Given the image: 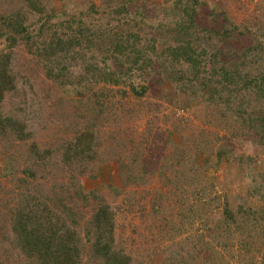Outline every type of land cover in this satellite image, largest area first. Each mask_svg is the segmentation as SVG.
Segmentation results:
<instances>
[{
  "label": "rangeland",
  "instance_id": "obj_1",
  "mask_svg": "<svg viewBox=\"0 0 264 264\" xmlns=\"http://www.w3.org/2000/svg\"><path fill=\"white\" fill-rule=\"evenodd\" d=\"M79 1L84 0H73ZM91 1L99 5V0ZM176 1L134 0L124 15L111 18L104 9L103 20L89 14L91 24L74 25L70 31L64 23L85 6L68 4L63 16L48 23L54 41L46 36L33 42L34 55L20 44L12 48L14 73L24 78H17L24 93L19 90L13 105L19 102L24 108L32 139L55 148L69 133L59 131L64 129L61 116L49 98L58 89L54 80L61 69L78 88L77 83L84 82L85 67L76 53L85 39L92 37L95 51L126 37L127 31L144 39L163 38L156 42V53L162 54H151L154 66L143 75L119 73L117 84L99 83L93 90L101 92L95 95L92 90L82 99L72 94L113 115L101 122L95 119L87 129L81 125L97 137V167L83 177L59 170L54 176L58 191L68 192L60 197L64 202L45 196L76 212L74 218L66 211L60 217L77 230L84 245L81 264L88 258L84 224L96 202L111 207L115 246L131 256L132 264H264V0H199L194 6L198 22L186 32L175 23L180 3L190 5L193 0ZM0 7V13L11 9L7 0H0ZM141 17L150 27L133 25ZM4 28L0 18V31ZM54 29L57 34L52 35ZM79 39V45L69 46L68 41ZM170 42H188L197 55L196 67L171 61L164 51ZM131 84L145 86L146 93L135 94ZM2 160L0 156V165ZM40 176L46 179L39 177L36 184L56 187L48 174ZM1 185L14 191L0 193V262L26 264L8 243L10 228L4 221L15 193L23 190L10 177L0 176Z\"/></svg>",
  "mask_w": 264,
  "mask_h": 264
},
{
  "label": "trees",
  "instance_id": "obj_2",
  "mask_svg": "<svg viewBox=\"0 0 264 264\" xmlns=\"http://www.w3.org/2000/svg\"><path fill=\"white\" fill-rule=\"evenodd\" d=\"M7 1L11 9L4 8L0 13V18L5 26L0 31V41L4 39V46L0 49V156H3L0 176L10 177L12 184L17 189L20 187L23 190H18L15 193L13 204L5 214L4 221L10 228L6 232L7 240L8 243L13 244L12 250L19 252L20 258L22 257L27 262L26 264H81L84 245L80 243L77 230L66 225L67 221L60 217L61 212L66 211L70 212V216L74 218L76 212L72 208L58 205L56 201L45 196H54L57 202H64L60 197L62 194L67 195L68 192L61 189L60 192L58 191L54 175L60 170L71 173L70 177L89 176L90 172L101 162V157L97 156V137L91 131L85 130L88 126L95 125V119H99L98 122H101L113 119V115L97 104L91 108L88 105V100L81 101L85 91L91 92L92 90L95 95L96 92H101L98 88L93 90L99 83H103L104 86L117 84L119 73L136 72V74L143 75L146 69L154 66L151 54L157 57L162 54L157 55L156 42L158 41L159 44L163 38L158 39L154 36L144 39L133 36L127 31L126 37L120 36L119 39L110 42L109 47L106 46L104 49L95 51L93 49L98 46H93L90 42L92 37L89 40L85 39L80 50L76 53L77 59H80L79 62L83 63L85 67L84 75H81L84 82H78V88L73 81L69 80L67 74L62 72L64 69H61L60 77L58 76L54 80L58 89L49 98V101L52 103L51 105L55 106V114L61 116L59 121L62 122L64 129L59 131L63 134L69 133V135H64V138L60 139L54 148L47 143L38 144L32 139L34 130L22 117L24 108L20 106L19 102L15 106L13 105L12 98L17 96L19 90L24 93L22 88H18V80L24 78L22 74L15 75L14 73L12 62L16 53L12 48L20 44L21 49L34 55L33 42L36 43L37 40H42L46 36L49 37L48 42L54 41V37L47 33L48 30H51L48 23L63 16L64 9L68 10L72 6H85L83 13L71 14L70 19L64 23V29L70 31L74 25L91 24V18H88L89 14H98V19L103 20L104 16L101 14L104 9H108L111 16L113 15L111 18L124 15L128 11V4L133 3L134 0H99V5L91 0L79 2L56 0V4L53 2L54 0ZM198 1L193 0L190 5L188 3L184 5L181 0L176 1L177 3L181 2L182 8L178 13L175 26L183 32L198 22V10L194 7L198 5ZM11 4L12 6H10ZM68 4L70 8H68ZM144 20V17L138 18L133 25H141L140 29H144L145 26L150 27ZM53 24L56 25V21ZM54 32L52 35L57 34L55 29ZM60 32L65 34L62 29ZM80 41L81 39L75 43L72 40L68 41L69 46L72 47V43L73 46H77ZM36 48L37 46L35 50ZM60 49L64 50V47ZM164 51L167 52L166 56L171 58V61H183L196 67L194 65L197 63V55L188 42L186 44H171L170 42ZM22 61H24L23 58ZM86 73L89 74V79ZM223 80L225 83L229 82L226 79ZM261 80V83H264V76L261 77ZM28 85L31 87L30 83ZM131 90L135 94L143 96L147 88L142 86L138 89L132 85ZM72 94L81 99L73 97ZM100 95L98 94V99L101 97ZM113 106L115 108L114 104ZM75 117L78 119H70ZM260 119L262 122L264 121V112ZM82 124L86 126V129L81 126ZM76 126H78L77 129L74 128ZM22 146L27 147L24 150H19ZM125 148L128 151L131 149V145ZM125 158L128 156L126 155ZM172 171L174 172V169ZM44 172L48 174L49 178H52L53 183L56 182V187L51 186L47 189L48 186L39 184V182L35 183L39 177L46 179V177L40 176ZM33 185L38 187L33 189ZM5 186H0V193L2 195L12 194L14 190H7ZM46 189L47 192L44 194ZM96 203L91 206L92 213L84 224V230L88 229L85 234L88 258L84 264L88 261H91V264H132L131 256L115 246L114 214L111 207L105 202ZM225 215L232 220L230 212L226 209ZM199 238L203 239L202 236ZM4 248H6L5 245ZM3 253L4 251L0 253V257ZM6 255L9 256V254ZM0 264L2 263L0 262Z\"/></svg>",
  "mask_w": 264,
  "mask_h": 264
}]
</instances>
